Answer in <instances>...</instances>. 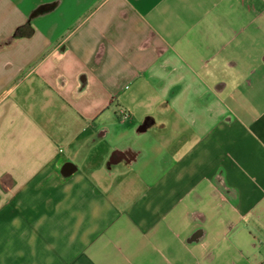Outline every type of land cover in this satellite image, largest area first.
<instances>
[{"label":"crops","instance_id":"crops-1","mask_svg":"<svg viewBox=\"0 0 264 264\" xmlns=\"http://www.w3.org/2000/svg\"><path fill=\"white\" fill-rule=\"evenodd\" d=\"M0 264H264V0H0Z\"/></svg>","mask_w":264,"mask_h":264},{"label":"built area","instance_id":"built-area-1","mask_svg":"<svg viewBox=\"0 0 264 264\" xmlns=\"http://www.w3.org/2000/svg\"><path fill=\"white\" fill-rule=\"evenodd\" d=\"M119 114H120V116H121V119H127V118L130 117V112H128V111H126V110H124V109H121V110L119 111ZM1 183H2V182H1ZM2 185H4L5 187H7V185H5L4 183H2Z\"/></svg>","mask_w":264,"mask_h":264}]
</instances>
